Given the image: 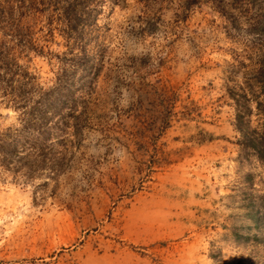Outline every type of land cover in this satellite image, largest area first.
<instances>
[{
    "label": "rangeland",
    "instance_id": "rangeland-1",
    "mask_svg": "<svg viewBox=\"0 0 264 264\" xmlns=\"http://www.w3.org/2000/svg\"><path fill=\"white\" fill-rule=\"evenodd\" d=\"M260 69L264 0H0V264H264Z\"/></svg>",
    "mask_w": 264,
    "mask_h": 264
},
{
    "label": "trees",
    "instance_id": "trees-1",
    "mask_svg": "<svg viewBox=\"0 0 264 264\" xmlns=\"http://www.w3.org/2000/svg\"><path fill=\"white\" fill-rule=\"evenodd\" d=\"M84 1L88 2L89 0H84ZM71 20H72L71 18L66 20V24H67V26L70 29L75 27L74 24L72 26ZM16 70L19 71V72H16V77H18V78H16V88H19V90L18 91L16 90V91L19 93V97H23L24 96V92H25L23 87H25V85L28 84V82H29V78L27 77V75H29V73H28V71H26L24 69L21 70V68L18 65H16ZM26 78L28 80H26ZM257 78H259V79L262 78L263 79L262 81H264V70L260 69V71L257 73ZM0 81L1 82L4 81L2 76H0ZM262 90H263V96H264V87H262ZM26 102H27V97L22 98L18 102L16 101V109H19V108L22 109V113L21 114L23 116H26L25 119L27 120V122L24 124V127L21 128V129H18V130L23 131L27 135H29L32 132V131L28 132L29 129L31 130V128H30L31 122H30V119H27V118H30L32 114L37 113V111L35 109H39V107L38 106H34V107H31L29 110H27V108H25L26 107ZM256 103H257L258 110L262 111V114H264V105H263V108H261L260 102H256ZM166 126H167V124L164 123L163 128H165ZM47 129H49L48 126H46V130ZM18 130H16V133L18 132ZM258 138L259 139L254 138L255 142L252 140V138H247L246 141L249 143V145H251L254 148V151L256 152L257 156L259 157V159H261V161L264 164V135L261 134V135H259ZM16 155H17V151H16Z\"/></svg>",
    "mask_w": 264,
    "mask_h": 264
}]
</instances>
